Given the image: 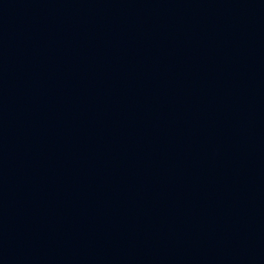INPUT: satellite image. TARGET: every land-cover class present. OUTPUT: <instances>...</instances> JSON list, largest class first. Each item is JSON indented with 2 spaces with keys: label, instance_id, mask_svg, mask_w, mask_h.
<instances>
[{
  "label": "water",
  "instance_id": "95a60500",
  "mask_svg": "<svg viewBox=\"0 0 264 264\" xmlns=\"http://www.w3.org/2000/svg\"><path fill=\"white\" fill-rule=\"evenodd\" d=\"M0 264H264V0H0Z\"/></svg>",
  "mask_w": 264,
  "mask_h": 264
}]
</instances>
